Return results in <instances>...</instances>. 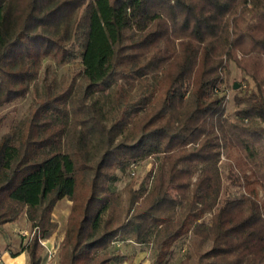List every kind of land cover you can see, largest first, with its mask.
<instances>
[{
  "label": "trees",
  "instance_id": "trees-1",
  "mask_svg": "<svg viewBox=\"0 0 264 264\" xmlns=\"http://www.w3.org/2000/svg\"><path fill=\"white\" fill-rule=\"evenodd\" d=\"M78 57L85 91L47 90L0 138V226L26 215L28 264L44 263L64 199L59 264H123L107 249L126 238L155 240L151 264H167L208 214L211 247L179 264H264V0H0V107L29 93L45 59ZM231 62L254 88L238 89L228 117ZM149 158L151 186L133 182L124 204L118 171Z\"/></svg>",
  "mask_w": 264,
  "mask_h": 264
},
{
  "label": "rangeland",
  "instance_id": "rangeland-1",
  "mask_svg": "<svg viewBox=\"0 0 264 264\" xmlns=\"http://www.w3.org/2000/svg\"><path fill=\"white\" fill-rule=\"evenodd\" d=\"M105 11L99 15L98 21H96L97 36L102 37V41L107 42L109 34L107 32ZM96 38V36H95ZM101 41V42H102ZM103 44V43H102ZM230 75L225 81L223 89L226 90V114L228 117H233L236 105V97L240 95L238 90H234V85L237 83L241 88L247 86L254 88L252 80L243 76V73L237 68L234 63H230ZM84 63L83 60L78 57L72 59L71 62L58 64L54 59L47 58L42 62V69L40 76L35 83L31 85L29 93L22 99L16 100L10 105L0 107V117H4L3 125L0 129L1 136L8 133L12 127L21 125L31 114V111L36 108L38 97H43L47 90L54 92H67L72 88V93L82 94L87 84L81 80L80 74L83 72ZM120 83H123L126 87L129 83L134 82L131 76H128L125 80L120 79ZM72 85V86H71ZM138 93V88L134 90ZM99 157L94 160L97 162ZM221 170L224 176L226 187L228 192H232L234 196H238L239 188L233 185L228 179L229 167L225 157H222ZM94 164V163H93ZM154 164V159L149 158L145 161L139 162L136 165H131L127 173L118 171V179L111 184V188L122 198L124 204L128 202L129 185L135 182V189L140 186L149 188L152 183L150 178V171ZM264 198V197H263ZM71 202L68 199L60 201L53 213V221L57 224V230L42 240L46 244L44 248V263L43 264H59V253L62 238L65 232L66 220L70 213ZM25 216V217H24ZM26 215H23L21 219L24 220ZM217 216L215 214L206 215L201 222H199L190 235L183 238L174 246L173 253L167 261V264H179L184 260L188 252L192 253L194 257L207 251L212 244V241L217 235ZM154 241L149 245H139L126 238L125 240L118 239L108 250L111 253H121L125 256H130L131 259L123 264H151L154 256ZM10 249L12 247L10 246ZM14 249L10 251V254H15ZM11 264V263H10Z\"/></svg>",
  "mask_w": 264,
  "mask_h": 264
},
{
  "label": "crops",
  "instance_id": "crops-1",
  "mask_svg": "<svg viewBox=\"0 0 264 264\" xmlns=\"http://www.w3.org/2000/svg\"><path fill=\"white\" fill-rule=\"evenodd\" d=\"M21 218L16 223L0 226V264L29 263V255L26 251H22V248L30 240L31 224L28 222L27 217L24 220ZM41 243L46 248V244L42 241ZM10 246L14 249L15 255L10 254V251H12Z\"/></svg>",
  "mask_w": 264,
  "mask_h": 264
},
{
  "label": "water",
  "instance_id": "water-1",
  "mask_svg": "<svg viewBox=\"0 0 264 264\" xmlns=\"http://www.w3.org/2000/svg\"><path fill=\"white\" fill-rule=\"evenodd\" d=\"M240 88V86L236 83L235 85H234V90H238Z\"/></svg>",
  "mask_w": 264,
  "mask_h": 264
}]
</instances>
